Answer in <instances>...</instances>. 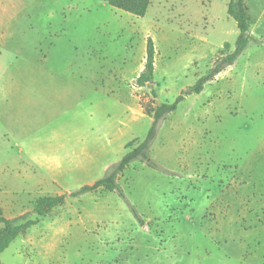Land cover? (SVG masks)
<instances>
[{
	"label": "rangeland",
	"instance_id": "1",
	"mask_svg": "<svg viewBox=\"0 0 264 264\" xmlns=\"http://www.w3.org/2000/svg\"><path fill=\"white\" fill-rule=\"evenodd\" d=\"M70 1L61 0L60 38L45 41L60 54L47 56L38 95L30 87L28 99L0 105V209L32 222L0 261L264 264V0H245L252 38L236 62L161 122L158 167L135 160L119 174L127 199L72 192L141 142L157 106L233 51L240 31L230 0H153L143 17ZM149 38L155 75L139 85ZM62 194L35 212L37 199Z\"/></svg>",
	"mask_w": 264,
	"mask_h": 264
},
{
	"label": "trees",
	"instance_id": "2",
	"mask_svg": "<svg viewBox=\"0 0 264 264\" xmlns=\"http://www.w3.org/2000/svg\"><path fill=\"white\" fill-rule=\"evenodd\" d=\"M109 5L114 8H118L127 12H130L136 16L143 17L147 14L153 0H107ZM228 13L232 16L239 28V37L236 41L233 51L226 53L224 56L218 58L213 66L201 76L197 82L190 86L187 90L183 91L173 102H163L157 106L154 112L153 123L146 135V137L135 144L130 142L128 144L129 150L126 154L116 163H113L107 170L106 174L91 185H85L80 189L72 192L73 196L80 195L82 193L95 191L99 188H104L109 191H116L120 196L126 198V195L118 182V176L135 160H141L147 162L148 165L158 167V164L151 158V148L154 144L161 122L167 118V116L178 108L179 103L184 99L185 94L188 93H200L205 88V85L216 79L217 76L224 71L227 67L233 65L238 57L244 52L246 47L251 41L250 25L251 17L249 13V7L245 0H230L228 4ZM226 47H230L229 43H226ZM155 55L156 49L154 40L148 39L147 44V61L144 70L137 78L139 85H145L154 79L155 75ZM66 195L46 196L41 197L35 202V212L40 216L46 215L53 208L62 204ZM131 209L135 217L144 224V219L140 216L138 210L129 201ZM27 215H22L16 218H9L4 215L0 209V254L10 246V244L24 231L25 228L30 226L32 222L20 223V220L26 218ZM0 264H3L0 261Z\"/></svg>",
	"mask_w": 264,
	"mask_h": 264
},
{
	"label": "crops",
	"instance_id": "3",
	"mask_svg": "<svg viewBox=\"0 0 264 264\" xmlns=\"http://www.w3.org/2000/svg\"><path fill=\"white\" fill-rule=\"evenodd\" d=\"M70 2L84 12L96 6L107 8L109 4L107 0ZM60 9L61 0H0V105L14 102L18 96L20 102L23 97L28 99L24 89L30 87L38 95L47 56L60 54L58 48L45 44L50 38H60ZM48 61L54 70L60 68L54 65L53 58Z\"/></svg>",
	"mask_w": 264,
	"mask_h": 264
}]
</instances>
